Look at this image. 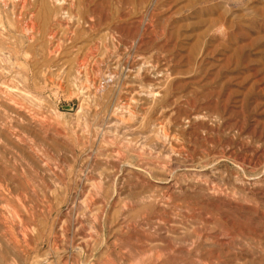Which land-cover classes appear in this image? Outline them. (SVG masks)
Listing matches in <instances>:
<instances>
[{
	"label": "rangeland",
	"instance_id": "obj_1",
	"mask_svg": "<svg viewBox=\"0 0 264 264\" xmlns=\"http://www.w3.org/2000/svg\"><path fill=\"white\" fill-rule=\"evenodd\" d=\"M0 264H264V0H0Z\"/></svg>",
	"mask_w": 264,
	"mask_h": 264
},
{
	"label": "bare ground",
	"instance_id": "obj_2",
	"mask_svg": "<svg viewBox=\"0 0 264 264\" xmlns=\"http://www.w3.org/2000/svg\"><path fill=\"white\" fill-rule=\"evenodd\" d=\"M28 28V27H27ZM55 34V33H54ZM84 69V68H83Z\"/></svg>",
	"mask_w": 264,
	"mask_h": 264
}]
</instances>
